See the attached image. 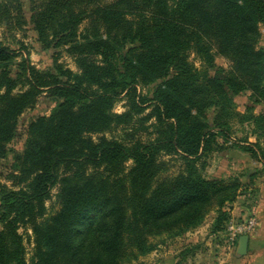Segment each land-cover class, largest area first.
I'll return each instance as SVG.
<instances>
[{
  "label": "trees",
  "instance_id": "1",
  "mask_svg": "<svg viewBox=\"0 0 264 264\" xmlns=\"http://www.w3.org/2000/svg\"><path fill=\"white\" fill-rule=\"evenodd\" d=\"M29 1L28 20L20 0H0V26L33 25L42 49L54 51L53 66L39 70L24 58L14 77L19 55L0 42V159L40 97L58 105L27 129L11 174L18 189L2 187L0 264H29L21 225L33 233L31 264H131L157 249L154 238L183 237L211 211V232L226 230L230 207L256 193L254 181L264 175V113H255L264 106V0ZM62 50L77 72L60 63ZM150 86L151 97L140 92ZM246 92L251 105L240 113L235 98ZM123 94L128 110L117 114ZM147 109L152 140L106 137ZM236 122L253 126L255 142L232 141ZM226 150L249 155L260 173L248 184L207 178L209 159ZM165 157L182 169L169 174ZM56 186L60 209L47 217ZM196 249H183L181 260Z\"/></svg>",
  "mask_w": 264,
  "mask_h": 264
},
{
  "label": "rangeland",
  "instance_id": "2",
  "mask_svg": "<svg viewBox=\"0 0 264 264\" xmlns=\"http://www.w3.org/2000/svg\"><path fill=\"white\" fill-rule=\"evenodd\" d=\"M24 4V11L27 15L28 20L30 19L31 2L29 0H20ZM111 2L112 0H106ZM6 25L0 26V42L8 46L11 50L18 53V57L15 59V63L12 65V75L17 76L18 67L17 65L24 58L27 59L32 65L39 70L51 69L53 66V50H43L39 42L37 41V34L33 29V25H29L25 31H10L7 30ZM83 28V26H82ZM264 27L261 28V39L258 46L264 48ZM60 56V63H62L66 69H71L74 72L78 71L75 59L70 57L69 54L62 50ZM189 60L196 68L201 67V61L194 53L189 55ZM219 66L225 68L229 67L228 61L223 58H217L216 60ZM20 88V87H19ZM154 86L145 87L140 92L144 95L151 97ZM249 92H246L235 98L237 110L240 113H244L248 105H251L249 101ZM127 98L125 94L121 95L115 102L113 111L117 114H122L128 110ZM58 101L47 97L45 94L40 97L38 103L33 109L27 110L18 121V131L14 140L8 146L7 156L0 159V200L1 190L3 186H7L8 189H18L17 185L11 178V174L14 172V165L16 157L22 154L26 140H27V129L32 121L37 119L39 116H49L57 107ZM255 113H264V106H256ZM151 109H147L144 114L134 117V122L127 127L120 126L116 127L105 135L110 140H116L119 142L129 143L132 140H142L149 142L154 138L152 123L154 120L146 121L143 119ZM213 114H211V117ZM253 127V126H252ZM251 125H241L239 123L234 124L232 141L241 140L245 137H249V142H255L256 137L250 134ZM229 146L231 143L228 144ZM164 159L169 160L170 170L169 174H177L181 169L182 165L179 160L175 158L165 157ZM248 159V160H247ZM209 167L205 174L207 178H219L227 179L228 177H239L244 184H248L249 171L253 168L254 173H260L262 165L249 157V155L241 153L239 151L226 150L220 153H215L209 159ZM132 166V162L126 163V167L129 169ZM258 178H262L264 181V175ZM254 183H256L254 181ZM59 186L52 188L50 198L46 200L45 206L47 208V217L55 214L60 209L58 200ZM250 195L253 196L254 193ZM241 197V196H240ZM242 198H239L236 202L237 205L230 207L231 211L233 208H239L243 203ZM255 200L254 196L251 201ZM217 214L215 211H211L205 222L199 228L189 231L183 237L172 239L168 235H163L154 238V242L158 244L155 251L147 256L141 257L139 261L131 264H190L188 261H182L180 253L183 249L188 246H197L193 257L196 261L195 264H229L234 258H245L236 255L237 243L231 244L228 241L227 229L217 234L211 232L212 225ZM256 217V216H253ZM232 218L235 221L245 222L250 218L242 217L239 213L232 214ZM3 226L0 224V230ZM227 228V226H226ZM197 230V231H196ZM18 232L23 236V244L25 246V258L26 261L31 264L34 256V242L33 233L29 226L21 225ZM191 241V242H190ZM192 257V256H191ZM192 257V258H193ZM194 264V263H192Z\"/></svg>",
  "mask_w": 264,
  "mask_h": 264
},
{
  "label": "crops",
  "instance_id": "3",
  "mask_svg": "<svg viewBox=\"0 0 264 264\" xmlns=\"http://www.w3.org/2000/svg\"><path fill=\"white\" fill-rule=\"evenodd\" d=\"M254 172L255 170L252 168L249 171V176L254 174ZM255 182L254 188L257 190V192L253 195L255 200L251 201L253 199V196L251 195H243L239 197L243 199L241 200L243 201V204L239 208H233L231 214L234 215L235 213H239L240 216L246 218L256 216L258 225L254 233L250 236L249 251L247 256H243L245 258H234L229 264H264V181L261 183L262 178H258L255 180ZM233 205L237 204L234 203ZM194 258L195 257H190V259L187 260L190 262V264H195L196 261Z\"/></svg>",
  "mask_w": 264,
  "mask_h": 264
},
{
  "label": "built area",
  "instance_id": "4",
  "mask_svg": "<svg viewBox=\"0 0 264 264\" xmlns=\"http://www.w3.org/2000/svg\"><path fill=\"white\" fill-rule=\"evenodd\" d=\"M257 225L258 220L256 217H252L245 222L235 221L233 218H231L226 228L228 234V241L231 242V244H235L238 242L240 236H251L254 233Z\"/></svg>",
  "mask_w": 264,
  "mask_h": 264
},
{
  "label": "water",
  "instance_id": "5",
  "mask_svg": "<svg viewBox=\"0 0 264 264\" xmlns=\"http://www.w3.org/2000/svg\"><path fill=\"white\" fill-rule=\"evenodd\" d=\"M249 241H250L249 235L240 236V238L238 239L237 248H236L237 256L243 257V256H246L248 254Z\"/></svg>",
  "mask_w": 264,
  "mask_h": 264
}]
</instances>
